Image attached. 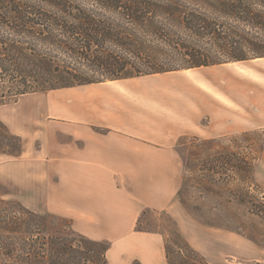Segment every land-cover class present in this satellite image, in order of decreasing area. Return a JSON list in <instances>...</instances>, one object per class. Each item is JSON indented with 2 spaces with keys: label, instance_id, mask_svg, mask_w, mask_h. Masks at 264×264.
<instances>
[{
  "label": "trees",
  "instance_id": "trees-1",
  "mask_svg": "<svg viewBox=\"0 0 264 264\" xmlns=\"http://www.w3.org/2000/svg\"><path fill=\"white\" fill-rule=\"evenodd\" d=\"M264 57V0H0V105L22 94ZM235 138V137H234ZM233 138V139H234ZM236 139V138H235ZM23 140L0 119V154L19 157ZM193 147L190 162L201 155ZM257 156L211 153L200 162L208 182L236 180L235 199L254 205ZM259 207H256V205ZM136 231H151L142 226ZM168 264L206 260L166 211ZM0 197V264H108V241L92 240ZM264 220V219H263Z\"/></svg>",
  "mask_w": 264,
  "mask_h": 264
},
{
  "label": "crops",
  "instance_id": "crops-1",
  "mask_svg": "<svg viewBox=\"0 0 264 264\" xmlns=\"http://www.w3.org/2000/svg\"><path fill=\"white\" fill-rule=\"evenodd\" d=\"M200 82L195 81L206 105L199 109L206 114L189 120L162 113L165 109L143 114V106L158 105L129 84L117 90L104 86L92 96L83 87L103 82L20 95L7 110L0 108V119L23 140L21 155L9 156L2 168L10 192L38 214L68 218L75 231L92 240L138 247L142 264H158L162 246L159 232L135 230L138 217L149 209L169 213L204 257L224 244L234 251L248 247L245 239L195 220L179 199L183 177L177 140L186 121L213 130H239L242 121L234 110L237 98L207 79ZM243 121L246 129L263 126L251 114ZM163 254L167 263L164 241Z\"/></svg>",
  "mask_w": 264,
  "mask_h": 264
},
{
  "label": "rangeland",
  "instance_id": "rangeland-1",
  "mask_svg": "<svg viewBox=\"0 0 264 264\" xmlns=\"http://www.w3.org/2000/svg\"><path fill=\"white\" fill-rule=\"evenodd\" d=\"M254 59L256 60L231 61L229 64L222 63L194 69L186 68L175 72L133 77L128 80H108L109 82L106 81L100 85L83 87L88 90L86 96H92L95 90L99 91L104 86L117 90L121 88V85L129 84L141 91L148 100L155 101L158 105L157 109L143 106V114L161 112L165 109L166 111L162 113L173 114L176 117L184 115L188 120L198 116L204 118L206 114V109L203 111L199 109V105H203L204 108L206 105V97L198 86L202 84L200 79L211 81L212 84L238 99L239 105L234 110L238 113L240 121L242 120L239 130H213L211 125L195 126L198 124L190 120L186 121L185 130L180 131L177 140L183 177L179 191L180 201L198 222L237 235L240 241L245 239L249 244L248 247H242L243 249H238V251L228 248L225 244L222 248L211 251L212 256L205 258L217 264H264V218L252 212L254 205L235 199L233 189L236 180L233 179L231 172L228 182L213 184L208 182L206 176L198 179L199 175L207 173V169L197 162L209 153L219 154L220 151L224 155L235 152L248 158L257 156L252 174L256 185L252 186L251 192L254 195L253 201L264 200V57ZM242 73L252 77L246 78ZM195 81L199 84L197 85ZM207 88L212 91L211 87ZM215 94L220 95L217 92ZM67 99H72V96L70 95ZM13 102L2 104L0 108L7 110L6 108ZM248 114L253 115L258 120L257 124L263 126L246 129L247 126L243 124V119ZM193 147L201 149V155L196 158L195 163L190 162L189 159ZM8 158L9 156L0 154V197L21 202L13 197L2 176H5L2 168ZM256 207L259 206L256 205ZM42 215H51L53 217L52 226L61 225L64 233L67 232L69 237L77 238L69 229L71 223L68 218L49 213ZM140 220L142 226L154 232V228L162 231L157 225L166 220V217L158 210L149 209ZM160 234L162 235V246L157 254L158 264H167L163 254V241L167 240L169 235ZM183 236L192 247L196 248L186 234ZM193 236L196 240L201 239L197 235L193 234ZM108 243L109 248L106 252L108 264H142L137 260L141 252L138 247L120 246L109 241ZM230 252L235 254V257L226 255Z\"/></svg>",
  "mask_w": 264,
  "mask_h": 264
}]
</instances>
